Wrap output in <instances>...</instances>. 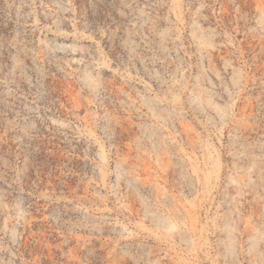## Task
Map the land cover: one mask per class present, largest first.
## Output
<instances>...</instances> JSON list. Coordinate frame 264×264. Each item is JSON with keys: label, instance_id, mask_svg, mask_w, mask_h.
Returning <instances> with one entry per match:
<instances>
[{"label": "rangeland", "instance_id": "374dc122", "mask_svg": "<svg viewBox=\"0 0 264 264\" xmlns=\"http://www.w3.org/2000/svg\"><path fill=\"white\" fill-rule=\"evenodd\" d=\"M0 264H264V0H0Z\"/></svg>", "mask_w": 264, "mask_h": 264}]
</instances>
